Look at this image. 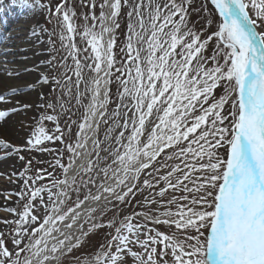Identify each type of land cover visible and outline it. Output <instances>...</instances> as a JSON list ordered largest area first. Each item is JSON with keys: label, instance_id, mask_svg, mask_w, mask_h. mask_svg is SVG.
I'll list each match as a JSON object with an SVG mask.
<instances>
[{"label": "snow or ice", "instance_id": "snow-or-ice-1", "mask_svg": "<svg viewBox=\"0 0 264 264\" xmlns=\"http://www.w3.org/2000/svg\"><path fill=\"white\" fill-rule=\"evenodd\" d=\"M80 2L88 11L77 16L69 0H9L39 8L59 29L41 31L66 54L47 62L63 69L53 100L8 83L22 32L0 39V85L36 96L0 94L13 105L0 120L33 110L41 120L22 145L0 138L24 162L21 190L6 197L22 209L0 219L15 225L0 231V264H63L74 252L78 264H264V0ZM201 12L218 13L216 30L192 18ZM26 150L53 162L33 171Z\"/></svg>", "mask_w": 264, "mask_h": 264}, {"label": "rangeland", "instance_id": "rangeland-1", "mask_svg": "<svg viewBox=\"0 0 264 264\" xmlns=\"http://www.w3.org/2000/svg\"><path fill=\"white\" fill-rule=\"evenodd\" d=\"M7 2H9V0H4V4H7ZM42 2H48V0H42ZM50 2H51L52 7L54 8L55 5L57 3H59V0H50ZM201 2H202V0H193L194 7H199ZM207 6L209 9H212V7H213L210 4H208ZM69 7L74 8V10L77 13V16H80L82 13L88 11L87 8H84L81 6L80 0H69ZM123 12L126 13L127 8L123 9ZM96 13H97V15L99 14V8L96 9ZM250 15H253V17H254V14L252 12H250ZM192 18L194 20H197L200 23H202L205 18L206 19H212L213 20V24L211 25L212 31L216 30L217 25L221 22V18L219 17L218 13H215V12H213V15L210 17L206 16L205 13L201 12L199 16H196L194 14ZM78 23L83 24V21L80 20V21H78ZM23 24L25 26H31L34 28H39L40 30L43 28H47L49 32H53V31L58 32L59 31V29L54 28L53 24L46 23L45 14L39 8L29 9L28 12L18 14L16 16V18L8 21V24L4 28V31H6V33L11 32L12 29H14V28L17 29V27H18L17 30H20L19 26L23 25ZM125 24H126V17L122 16V18H121L122 27L120 30L121 41L123 40V32L125 31ZM9 29H10V31H9ZM257 30L260 32H264V26L258 27ZM41 34H42L41 36L43 37V41L38 44V47L42 46L44 48V50H39L38 52H34V54H32L31 56H34V58L39 59V62L37 64L38 67H36V68L38 70L42 71L43 75L46 74L48 79L47 80L43 79L42 80L43 85L41 87L36 85V89L40 92H43L46 96H51L54 100L55 97L59 96L61 93L58 90L57 85H56L53 77H55L57 79L61 78V73L63 72V69L56 67L55 64L50 67L47 62L49 60H51L52 57H55L56 63H58L61 60L62 56H64L66 53L61 48L58 36L52 37V40L54 41V45H53V44H50L48 42V34L47 33L41 31ZM20 40L27 42V41H29V38L24 40V36L21 35V37L18 38V43ZM77 43H78V46H80V45L84 44V41L81 40L79 37H77ZM28 45L32 46L29 43H28ZM0 47H4V45H1ZM19 52H20V54L18 56V59L12 60L13 63L8 64L7 67L9 69H15L17 72H19L20 73L19 78H21L25 73H32L34 70V67H31V68L26 67L25 62L28 61V58L26 57V55H24V53L28 52L26 46L22 47ZM2 58H3V55H0V59H2ZM41 60H43L44 63H41ZM1 61H3V60H1ZM36 63H33V65H35ZM11 64H12V67H9ZM26 78H28L29 82L33 80L31 77L26 76ZM26 89H28V88H26ZM26 89L20 90L19 92L22 93ZM113 91H115V86L113 87ZM19 92H17V93H19ZM17 93H13L10 90L6 89L3 85H0V94L5 95L7 98H11L12 96H15ZM35 98H36V96H35ZM72 103L74 104L75 101L73 100ZM57 110H58V106H57ZM78 117H79V112H77L76 117H74V119L78 118ZM40 123H41V120L39 118L38 113L36 112L32 123L25 129L26 132L23 133V134H25L24 137H21L19 133L18 134L12 133L11 136H7L4 139L7 141H10L13 145H22L24 143L25 139H27L34 132L35 128ZM43 123H44L47 130H51L53 128L52 122L43 121ZM61 123L63 124V120L61 121ZM46 146L51 147L52 145L47 144ZM56 147H59V144H57ZM21 154L25 156L26 160L29 158H31L33 160V166H32L33 171L36 168H48L49 163L53 162L52 156H50L47 153H41L37 150H31V151L26 150ZM4 161L15 163L16 172L21 171L23 168L24 162L19 161L15 153H11L10 155H6L5 150L0 148V163L4 162ZM48 170L51 171V168H49ZM13 182H15L18 185L16 191H14V192H12L9 189ZM20 190H21V181L18 179V177L15 174L14 175L10 174L8 169L0 168V219L12 220V219L16 218L12 213L6 211L5 209L6 208H16L17 211H20L22 209V203L18 200L17 196L14 194L10 196V199H6V197L9 196V194H11V193H16V192H19ZM145 194H147V193H145ZM140 199H141V197L138 195L136 197V200H140ZM132 203H133V205H135V201H132ZM128 211H131V208H129ZM111 215H112L111 212L107 213L105 219H107ZM14 227H15V225L5 226L3 223H0V231H3L5 233L10 232ZM165 229H166V226H165ZM108 231L109 230L106 228L103 230H99L97 232V234H95L91 237V243L94 245L96 243L104 242L105 233ZM7 242H8V247L12 248L10 238L8 239ZM134 250L141 251V249H139V248H136ZM85 251H87V249L82 248L80 250V252H85ZM79 254L80 253L74 252L72 254V256H69V257L64 259L63 264H78V261L76 259H74V257L78 256ZM129 264H133V261L131 259L129 260Z\"/></svg>", "mask_w": 264, "mask_h": 264}, {"label": "bare ground", "instance_id": "bare-ground-1", "mask_svg": "<svg viewBox=\"0 0 264 264\" xmlns=\"http://www.w3.org/2000/svg\"><path fill=\"white\" fill-rule=\"evenodd\" d=\"M7 5V6H6ZM28 8H21V7H11L9 2H7V4H3V8L0 9V39H2L4 37V35L6 34V31L3 32V30L1 31V29L9 20L16 18V16L18 14H22L24 12H28ZM6 19V22L4 20V18ZM6 27V26H5ZM30 28H34L31 26H25L20 25L19 29L22 32V35L24 37L29 38V41H23L24 43H18L17 44V50L14 53V56L10 55L8 56L9 60H17L18 56L20 54V50L22 47L26 46L27 51L26 53H24V55H26V57L28 58V61L25 62L26 63V67L27 68H31L34 67V70L32 73H25L21 78L15 79V80H10L8 81V83H12V84H16V85H24L26 83H34L35 85L38 86H42L43 85V79L41 78L43 76L42 71L38 70L36 67L39 59L34 58V56H31L32 54H34V52H38L39 50H44V48L42 46L38 47V44L41 43L43 41V37L41 36V30L39 28H36V33H33L32 35H29V30ZM18 29V27H17ZM17 29H12V34L15 35L16 30ZM10 31V29H9ZM3 32V35H2ZM38 33V36H37ZM3 36V37H2ZM25 40V39H24ZM28 43L32 46H29ZM1 46V45H0ZM17 55V56H16ZM5 57L3 56L1 60H4ZM43 61V60H41ZM37 62V63H36ZM33 63H36L35 65H33ZM2 65H0V70H2ZM12 67V64L9 66ZM27 77H31L33 80L29 82ZM26 89V87H21L20 90ZM26 93H29L28 98L29 99H35V94L32 93V90L30 89H26L24 90L22 93L19 92L17 93L15 96H19V95H24ZM13 97V96H12ZM1 107H6V108H11L13 105L10 102H5L4 104L0 105ZM36 111L33 110L31 112L28 113V118L25 119L23 118L21 115L19 114H12L10 113L9 117L5 118L4 120H0V138H5L7 136H11V134H20L21 137H24L25 134H23L25 131V129L32 123L33 118L35 116ZM21 124H23V127H21ZM0 168H4V169H8L9 173L14 175L16 172V168H15V163L13 162H1L0 163ZM18 185L13 182L11 184V187L9 188L12 192L16 191ZM89 206H94V205H89Z\"/></svg>", "mask_w": 264, "mask_h": 264}]
</instances>
